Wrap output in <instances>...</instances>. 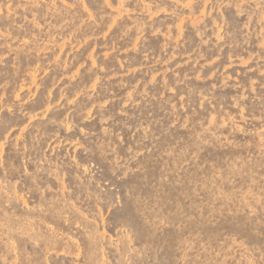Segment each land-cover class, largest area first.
I'll list each match as a JSON object with an SVG mask.
<instances>
[{"label": "rangeland", "instance_id": "obj_1", "mask_svg": "<svg viewBox=\"0 0 264 264\" xmlns=\"http://www.w3.org/2000/svg\"><path fill=\"white\" fill-rule=\"evenodd\" d=\"M0 264H264V0H0Z\"/></svg>", "mask_w": 264, "mask_h": 264}, {"label": "bare ground", "instance_id": "obj_2", "mask_svg": "<svg viewBox=\"0 0 264 264\" xmlns=\"http://www.w3.org/2000/svg\"><path fill=\"white\" fill-rule=\"evenodd\" d=\"M145 261V260H144Z\"/></svg>", "mask_w": 264, "mask_h": 264}]
</instances>
